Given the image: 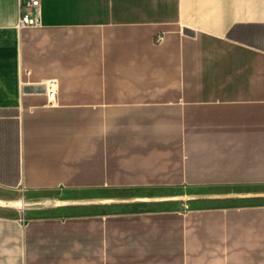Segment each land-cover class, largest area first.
I'll return each mask as SVG.
<instances>
[{"label":"crops","instance_id":"obj_1","mask_svg":"<svg viewBox=\"0 0 264 264\" xmlns=\"http://www.w3.org/2000/svg\"><path fill=\"white\" fill-rule=\"evenodd\" d=\"M10 233L0 264H264V0H0Z\"/></svg>","mask_w":264,"mask_h":264},{"label":"built area","instance_id":"obj_2","mask_svg":"<svg viewBox=\"0 0 264 264\" xmlns=\"http://www.w3.org/2000/svg\"><path fill=\"white\" fill-rule=\"evenodd\" d=\"M23 5L32 8L35 13H39L41 8V0H23ZM38 25H40V17L38 14L35 15L34 17H30L29 14H23L20 16L18 23L19 27L22 28V27L38 26ZM162 39H163L162 36L158 37L157 42H161ZM57 87L58 84L56 80H49L46 83L48 103L50 105L56 104Z\"/></svg>","mask_w":264,"mask_h":264},{"label":"rangeland","instance_id":"obj_3","mask_svg":"<svg viewBox=\"0 0 264 264\" xmlns=\"http://www.w3.org/2000/svg\"><path fill=\"white\" fill-rule=\"evenodd\" d=\"M11 245L12 247L20 246V233H10V235H4L0 237V247ZM5 264V263H4ZM6 264H19L18 258L11 260V263Z\"/></svg>","mask_w":264,"mask_h":264}]
</instances>
